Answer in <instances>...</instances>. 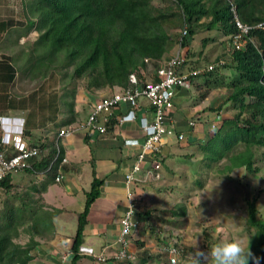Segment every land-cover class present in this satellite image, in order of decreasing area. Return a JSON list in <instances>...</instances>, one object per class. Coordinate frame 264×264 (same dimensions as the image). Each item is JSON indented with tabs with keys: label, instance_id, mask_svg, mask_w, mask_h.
<instances>
[{
	"label": "trees",
	"instance_id": "obj_1",
	"mask_svg": "<svg viewBox=\"0 0 264 264\" xmlns=\"http://www.w3.org/2000/svg\"><path fill=\"white\" fill-rule=\"evenodd\" d=\"M154 1H158V4H154ZM233 8L242 23L253 25L264 20V0H26V22L12 18L0 21V34H6L11 28L14 32L17 27L25 28L22 35H17V43L21 36L30 31L37 32L27 52L0 54V115L10 110L24 109L28 112L26 126H34L30 123L31 114L42 122L38 125L40 127H45L47 122L57 123V94L52 92L55 90H49L46 96L47 91H42L44 87L41 84L25 97L9 92V84L15 81L18 70L27 78L43 77L44 80L52 74V66L57 65L61 69L71 67L73 79H85V90L122 89L128 87L131 73L143 79L147 66L145 58L151 59V66L157 67V61L167 58L175 44L180 43L187 63L191 59L188 58L187 46L198 29L220 30L222 35L229 38L231 46V37L238 30ZM167 23L180 27V31L172 34ZM184 27L186 33L182 34ZM214 40L204 37L202 44ZM219 59L215 58L214 61ZM192 61L189 69L197 68V58ZM220 68L230 70L231 76L227 80V76L219 72ZM151 79L156 81L157 77ZM196 79H200L198 85L207 89L225 87L227 96L222 105L229 103L230 109L235 110L229 116L220 115L219 126L212 130L207 140L198 141V144L190 142L204 154L198 161L200 167L211 168L213 163L225 158L227 162L223 165V171L245 168L254 172L257 170L254 162L258 151L264 161V122L241 117L244 110L264 108V29H251L245 36L244 45L239 49L232 48L224 64L190 76L192 82ZM206 93L207 90L201 93L199 100L204 99ZM75 95L74 88L72 99L67 103L71 115L58 121V129L75 121L72 115ZM52 105L56 106L54 113L51 112ZM222 105L217 109H222ZM115 116L113 111L107 129L111 130L116 124ZM26 133H29L28 129H24ZM53 152L51 141L40 144L41 157L33 159L31 168H26V171L53 172L55 181L60 158L51 163ZM190 155L186 154V157ZM155 159L164 165L159 153ZM102 182L93 175L89 190L85 191L84 206L78 213L76 233L70 246L73 253L70 264H77L81 257L78 248L83 241L89 207L99 196ZM194 182L199 186L202 184L198 177ZM41 183L43 187L44 179ZM0 187L11 190L13 184L10 175L0 180ZM44 190L45 187L35 191ZM42 192L38 199L42 200ZM255 201V198L247 201V223L248 227L253 228L248 247L252 257H255H250L248 264H264V217L257 216ZM134 209L138 223L148 222L153 229L151 211L140 210L136 205ZM15 210L16 206L7 202L4 212L0 214V264H29L36 257V243L32 238L24 245L13 241L19 236V227L26 223L21 218L14 219L12 212ZM169 213L173 216L185 215L184 205L177 204ZM135 244L139 248L144 245L138 239ZM141 253L140 262L148 261L149 256L145 255L147 251Z\"/></svg>",
	"mask_w": 264,
	"mask_h": 264
},
{
	"label": "rangeland",
	"instance_id": "obj_2",
	"mask_svg": "<svg viewBox=\"0 0 264 264\" xmlns=\"http://www.w3.org/2000/svg\"><path fill=\"white\" fill-rule=\"evenodd\" d=\"M25 1L0 0V21L12 18L26 22ZM154 4L157 5L158 1H154ZM167 26L172 34H177L180 31V27H177L173 23H167ZM23 29L25 28L17 27V31L14 32L11 28L6 34L5 32L0 34V54L9 55L14 52H21L22 50L27 52L29 46L36 39L37 32L32 30L28 34L21 36L18 39V43L15 42L17 35L19 33L23 34ZM204 37L215 38V40L202 44ZM178 47V44H175L168 55L175 52ZM187 48L189 49L188 58H191L184 66L187 70H190L189 67L193 65L192 60H196V58L197 68L205 67L207 64L213 62L215 58L226 61L232 50L229 38L222 35L218 29H198L190 37ZM153 68L152 66H146L148 72H151ZM218 70L222 75L227 76L226 80L228 76H231L229 69L220 68ZM20 72L18 70V75L13 84H9V92L11 94L24 95L25 97L28 92L41 84L44 87L42 91H47L46 96L49 95V90H55L52 92H56L57 94L56 103L59 109L57 123L46 124L45 127H40L38 125L42 124V122L34 118V114H31L30 123L34 126L27 124L25 129H28L29 133L24 134L26 142L40 147L38 145L40 141L38 135L44 134L45 131L48 142L51 141L53 143V154L55 155L56 145L59 144L62 149L61 140L57 141L56 135L59 130L58 121L71 115L67 103L72 99L73 89H76L75 98L86 91L84 95L88 98L89 102L97 101V95L93 91L85 90L84 78H72L71 67L61 69L60 66H52L50 68V73L52 74L48 76L49 73H47L46 76L48 77L44 80L43 77L27 78L26 76H22ZM199 82L200 79L193 81L187 91L188 94H191L189 95L190 101L187 104L190 106L191 112L195 109L197 111H195L194 115L190 116V108L185 110L186 116H188V118L186 117V125L189 120L194 121V125L189 127V131L198 132V136L195 139L192 137L188 138L190 141L192 139L191 142L194 141V143L205 141L211 136L213 131L210 129V124L215 115L219 114L222 117H226L235 112V110L230 109L229 103L222 105L227 96V89L225 87L220 86L207 89L203 85H198ZM205 90H207V93L204 99L199 100L200 94ZM202 101L203 103H201ZM87 105L88 102H85L83 108H81L82 110L79 108L78 110L77 101L74 100L72 112L74 118L79 113L81 117L85 116L81 118L85 120L89 112ZM219 105H222V109H217ZM54 108L56 106L52 105V113H54ZM22 113L23 116L28 117L26 110L23 109ZM198 114H201V116L197 117ZM241 118L264 122V108L255 111L244 110ZM75 122H79V120H75ZM219 124L218 122L217 125L219 126ZM188 139L185 140L183 138L177 141L176 144L188 143ZM238 148L240 149L241 147L239 146ZM171 154L177 156V158L169 160L168 166L171 172L170 170L162 169V165L160 164V168L158 169L159 177H148L135 186L137 189L134 190V198L136 199L134 203L140 210L148 209L151 211L152 223L154 225L153 229H151L148 222L138 224L139 226L133 231L130 240L135 243V240L138 239L144 245L142 248H139L134 244L131 258L119 261L121 264H169L166 254L159 251L162 244H174L178 247L179 252L175 264H192L198 248L206 252L218 239L224 236L239 239L242 243L249 244L253 228L248 227L247 223V201L255 198L257 216L264 217V161L260 158V151L257 152L254 162V167H257V170L254 172H249L245 168H236L228 172L223 171V165L227 162L225 158L213 163L211 168L200 167L201 165L198 161L204 157V154L199 151L195 144H192V147L188 149L179 148ZM183 154H191V157H183ZM161 156L160 158H162ZM40 157L41 154L38 158ZM62 164L59 163L57 173L63 177V171L66 170L62 169ZM25 171L26 169L10 174V177L16 182L15 185L13 184L11 190H5L0 187V214L4 212L7 202H12L16 206V210L14 213L12 212L14 219L18 217L26 221V223H23L19 227V236L13 238L15 243L24 245L32 238L34 240L33 243H36L35 248H37V246L42 247L46 239L51 240L54 236L58 235L56 237L57 239L60 238L58 247L61 248L64 246V241L70 240L69 237L63 235H75L77 219L70 214L64 213L60 215L65 219H61L58 222L60 226L62 225V231L59 230V234L56 233L58 229L56 225L57 220H54L58 219L61 207L59 204L65 199L62 197L63 200H58V208L54 204L45 205L44 201L37 198L42 191H38V193L35 190H43L44 187L46 189L47 186L54 183V188L60 186L63 178L61 177L60 182H54L53 172H46L43 178L45 183L42 187L41 181L36 180L35 173L29 170ZM21 173H23L25 179L21 177ZM26 177L30 178V181ZM196 177L202 180L200 186L194 182ZM75 198L77 201H75L73 207L84 203L81 199L85 198V196L80 197L77 195ZM177 204L184 205L185 215L173 216L169 213L170 210L176 208ZM10 226L12 227V224ZM61 233L63 235L60 236ZM63 248L66 249V247ZM142 251H147L145 255L149 256V260L144 263L140 262ZM35 260L39 261L38 258ZM33 261L31 260L29 264H33Z\"/></svg>",
	"mask_w": 264,
	"mask_h": 264
},
{
	"label": "built area",
	"instance_id": "obj_3",
	"mask_svg": "<svg viewBox=\"0 0 264 264\" xmlns=\"http://www.w3.org/2000/svg\"><path fill=\"white\" fill-rule=\"evenodd\" d=\"M237 32L231 37V47L241 48L245 43V36L253 28L264 29V20L253 25L242 23L233 8ZM182 34L186 33L185 27ZM178 49L171 53L167 58L157 61L154 74L156 81L152 79H139L135 73L129 75V85L126 88L119 89L109 95L99 97L97 101L89 105V112L85 120L69 124L59 128L57 132V141L68 137L77 132L84 134H105L108 132L107 123L113 111L122 105H127L129 109L115 116L116 124L138 120L139 130L141 131V140L136 138H125L124 144L128 146H137L139 152L135 155L134 161L129 170L125 173V182L137 185L148 177H159L160 163L156 161V154H160L164 140L168 137H175L177 140L184 138L178 131L176 122L171 114L174 107V98L178 89H189L192 81L190 76L197 75L202 71L212 70L213 68L224 64L223 59H219L207 64L203 68H195L184 71L186 57L184 56L180 43ZM151 59L145 58L146 64L151 63ZM147 99L152 107L150 118L139 117L137 119L135 110L139 107V98ZM220 115L217 114L212 119L210 129H215L218 125ZM24 118L22 116L0 115V180L5 176L18 171L31 168V162L40 155V148L29 144L24 140ZM194 125L193 120L187 122V126ZM58 144V143H57ZM146 157H150V164L146 166ZM60 158L59 163H65L66 157L61 153V147L56 145V152L51 163ZM61 174H56L55 181H60ZM129 203L119 222V232L113 242V249L108 254L104 248L95 251L93 248L80 245L78 252L81 255L89 256L99 262H106L109 258L117 261L131 258L132 252L129 249L130 236L138 228V220L135 216V201L131 192L128 193ZM159 251L165 253L169 264H175L177 261L178 247L174 244H162ZM67 254L60 257L61 264L67 261Z\"/></svg>",
	"mask_w": 264,
	"mask_h": 264
},
{
	"label": "crops",
	"instance_id": "obj_4",
	"mask_svg": "<svg viewBox=\"0 0 264 264\" xmlns=\"http://www.w3.org/2000/svg\"><path fill=\"white\" fill-rule=\"evenodd\" d=\"M147 66H151V64H147ZM155 67L156 66H154L151 72H148V70L145 68V71L143 72L144 80H149L153 76H155ZM183 70L186 71L187 69L183 68ZM118 90L119 88L117 87L112 90L102 88L93 92L97 95L96 98L98 99L99 97L109 95ZM188 90L189 89L183 88L177 90L174 98V107L171 111V114L176 122L177 129L183 134L185 140L191 137L195 139L198 136V132H190L189 127L186 125V117L188 118V116H186L185 110L187 108H190L187 103H189V95H191L187 93ZM85 93L86 91L83 92L82 95L76 96L75 100L77 101V109L83 108V104H85V102H88V108L92 103L87 100L88 98L84 95ZM201 103H203V101ZM127 109H129L127 105H122L119 108L115 109L114 113L118 115L122 112H125ZM189 111L191 112V108L189 109ZM195 111L197 110L195 109L194 111H192L190 113V116L194 115V113H196ZM135 113L137 119L139 117H151L152 107L149 105L146 98H139V107L135 110ZM1 114L22 116L24 120L26 119V117L23 116L22 110H10L7 113L3 112ZM200 116L201 114H198L197 117ZM83 117H81L78 113L77 116H75V120L80 121ZM47 124H51V122H47ZM25 126L26 123L24 121V129ZM80 132L60 139L62 146V155L67 159V161L62 164V169L66 171H63L64 176L62 177L63 181L60 180V186H56L54 188V183L53 185L47 186L46 189L41 193V196L43 195L42 201L45 202V205L54 204V206L56 205V207L58 208V200H63L62 197L65 199L59 204L61 207L58 214L59 216L57 215L58 219L54 220H57L56 225L58 229L56 233H58V231L62 228V225L60 226L58 222H60L61 219H65L60 215L64 213L70 214L72 217L74 216V218L78 219V213L83 209L84 203H82V205H80V203L77 207H73V204L75 203V201H77L75 197L77 195H79L80 197L85 196V191L89 190L93 175H95V177L99 179H102L103 182L100 186V194L89 207L87 223L84 226L83 241L81 245L91 247L95 251H100L105 248L108 254H110L113 249V242L119 232L120 219L123 216L128 204V193L131 192V195L134 196V190L137 189L135 187L136 185L130 184L128 186L126 184L125 173L129 170L131 164L133 163L135 155L139 152V148L137 146L125 145L123 140L125 138H136L138 140H141V131L139 130L138 120H135L131 122H124L120 125H114L113 128L111 130L108 129V132H106L105 134L89 133V135H86L83 132ZM45 134L46 133L44 131V134L38 135V138L40 140L38 143L39 146L40 144L48 143V137ZM177 141L179 140L172 136L164 140L165 143L162 146L160 152L164 164L162 166V169L164 170H170V167L168 166L170 163L169 160L177 158L176 155H173L171 153L175 152L179 148L188 149L192 147V145L190 144L192 139L185 144H176ZM182 156L186 157L185 154H183ZM150 159V157H146V166L151 165ZM35 174L37 181L40 182L43 180V172H37ZM21 177L25 179L23 173H21ZM26 178L30 181V178ZM11 183L14 185L16 183L13 178H11ZM84 199L85 198H82L81 200H83L84 202ZM61 235L63 234L61 233L60 236ZM57 236H54L51 240L46 239L42 247L37 246L35 259L38 258L39 261L32 259L34 260L33 262L35 264H61L60 257L63 254L68 255L67 261L64 264H70V259L72 256L70 246L73 235H63L70 238V240L64 241L63 247H66V249H64L63 247H58L60 244V238L57 239ZM134 244L135 243L130 240L129 249L132 253L134 251ZM77 264L121 263H119V261L117 260H114L113 258H109L106 262H99L89 256L82 255L81 258L77 261Z\"/></svg>",
	"mask_w": 264,
	"mask_h": 264
},
{
	"label": "clouds",
	"instance_id": "obj_5",
	"mask_svg": "<svg viewBox=\"0 0 264 264\" xmlns=\"http://www.w3.org/2000/svg\"><path fill=\"white\" fill-rule=\"evenodd\" d=\"M250 257L252 254L248 243L244 244L239 239L224 236L218 239L206 252L198 248L192 264H248Z\"/></svg>",
	"mask_w": 264,
	"mask_h": 264
}]
</instances>
